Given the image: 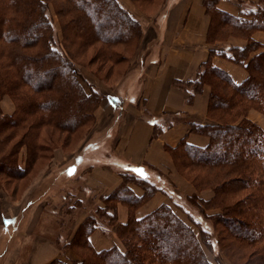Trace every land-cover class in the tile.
<instances>
[{
  "label": "trees",
  "instance_id": "obj_1",
  "mask_svg": "<svg viewBox=\"0 0 264 264\" xmlns=\"http://www.w3.org/2000/svg\"><path fill=\"white\" fill-rule=\"evenodd\" d=\"M63 1L66 4L60 13L70 16L63 28H72L75 37L85 38V45L98 39L110 46L126 45L134 33L133 38L142 31L139 21L118 0ZM218 1H203L210 19L207 43L214 44L228 36L244 38L246 43L227 48L210 47L208 60L193 79L175 81L184 90L190 88L188 100L200 93L204 85L209 86L206 117L211 123L195 122L190 125V132L208 138L206 146L191 145L184 138L177 146L166 148L180 172L192 174L197 169L204 170L206 182L202 186L195 184V188L201 190L203 186L209 187L214 196L211 199L200 198L196 193L182 196L163 174L155 172L148 165L142 166L140 171L136 167L129 168L130 173L122 174L120 186L110 194L100 196L103 206L91 204V199L87 198L90 190L86 187L79 186L77 190L76 186H72L68 191L52 193L50 198L54 207L58 208L53 212L61 210L65 215L73 212L72 218L81 209L88 208L90 213L78 227L72 241H61L64 244L62 248H73L79 259H55L50 264H211L202 246V242L208 239L202 237L200 240L175 209L181 210L189 221L192 219L202 223L207 218L212 220L218 247L222 228L240 245L259 244L257 256L264 264V129L245 114L250 107L264 114V51L258 52L261 44L253 38L255 32H264V0H257L253 7L243 10L238 16L220 10L216 6ZM0 4V40L4 39L6 57L13 67L14 77L34 95H39L36 98H39L38 103L34 104L32 98L24 101L25 106L29 102L26 108L32 109L28 115L38 117L40 125L60 131H75L90 118L92 96L98 93L90 84L87 86L89 92L85 90L77 79L78 69L55 47L51 22L46 16L45 0H2ZM100 13L101 17L94 21L97 26L104 24L106 29L118 25L125 35H100L89 29L90 26H85L84 21L90 25L91 14ZM30 49L35 50L29 52ZM121 51H109L105 55L106 59L100 61L101 67L107 66L109 71L113 67H123L119 72H125L131 56ZM214 56L245 68L248 72L246 78L239 83L234 82L227 72L211 64ZM28 109H21V115L12 127L24 120ZM37 111L40 114L37 115ZM6 155L4 153L0 157V165L7 162ZM86 161L77 162L76 167L81 170L92 165L91 161ZM34 162H25L26 166L20 168L15 161L13 175L8 179L21 178L27 174V166ZM79 173L74 178H64L78 181ZM130 184L141 187L143 195H134ZM158 190L168 196L170 204L163 203L149 214L135 218L134 210ZM228 195L233 200L228 201ZM192 201L205 206L200 208V215L197 214L198 217L204 216V220L202 216L201 219L196 217L187 207L195 205ZM118 203L126 204L129 208L128 220L118 223L116 227L124 248L113 246L97 251L90 244L89 235L96 228L105 232L111 230L109 224L117 222L115 212ZM213 207L219 211L215 214L205 213L206 209L211 210ZM60 238L63 239L61 235ZM84 249L91 253L87 258Z\"/></svg>",
  "mask_w": 264,
  "mask_h": 264
},
{
  "label": "crops",
  "instance_id": "obj_2",
  "mask_svg": "<svg viewBox=\"0 0 264 264\" xmlns=\"http://www.w3.org/2000/svg\"><path fill=\"white\" fill-rule=\"evenodd\" d=\"M203 1L166 0L155 17L138 19L142 30L140 50L132 58L133 66L127 70L120 83L122 86L119 94L124 99L122 115L114 120L116 127L110 123L116 113L113 112L110 120L97 128L102 131L111 127L110 132L115 129L114 141L109 148H103L104 150L90 156L86 162L91 161L92 165L85 166L79 170L80 173L78 172L80 175L77 180L81 183L76 185V188L79 190L78 187L82 186L90 190L87 198L91 199V204L103 206L100 196L116 190L123 181L122 174L130 173L129 168L136 167L140 171L144 165L150 166L155 172L167 175L169 180L166 179L182 190V194L192 195L193 189L176 172L172 156L166 148L177 146L184 138L189 144L197 147L207 145L206 136L189 130L190 125L195 122L211 123L206 117L209 86L204 85L200 93H196L188 100L190 88L184 90L177 86L175 81L193 79L202 64L208 60L210 47L227 48L245 44L244 40L233 38L225 43L221 41L207 43L206 34L210 19ZM256 1L219 0L216 6L228 14L238 16L243 10L253 7ZM118 2L131 12L123 0ZM134 13L133 11L132 15L138 17ZM260 36V31L253 34L257 41L260 40ZM211 64L227 72L236 83L247 76L242 66L227 59L214 56ZM108 101L113 108L111 101ZM1 107L3 113L11 114L5 105L2 104ZM102 113L101 109L96 112L98 115ZM60 157H53L52 167L57 168L56 170L69 164L64 156ZM23 160V156H20L18 164L20 168L24 166ZM129 187L137 197L143 195L141 187L135 184H130ZM63 190L68 191L65 190V186ZM197 195L206 199L202 195ZM163 203L170 204L169 198L158 190L134 210V216L139 219ZM41 207L34 205L33 200L11 203L0 195V264H50L54 259L68 261L76 258L75 255H71L68 248L59 251L53 241L46 236L34 239L32 235L36 231L34 227L42 226L43 222ZM89 213L88 208L77 213L73 218L71 234ZM128 214L127 205L118 203L117 220L125 223ZM45 225L47 229L52 228L49 222ZM42 230L46 234L50 233L46 229ZM89 241L97 251L120 246L111 230L105 232L99 228L91 232Z\"/></svg>",
  "mask_w": 264,
  "mask_h": 264
},
{
  "label": "rangeland",
  "instance_id": "obj_3",
  "mask_svg": "<svg viewBox=\"0 0 264 264\" xmlns=\"http://www.w3.org/2000/svg\"><path fill=\"white\" fill-rule=\"evenodd\" d=\"M1 1L2 0H0V2ZM165 2L166 0H123V3L127 4V7L131 11L130 13L132 14L134 11V15L138 16L135 17L137 20L144 17H155L156 13L162 9ZM45 4L47 6L46 16L50 20L52 26L55 47L62 51L64 56L78 69V74H76V76L80 83L84 86L85 90L89 92L90 89L87 86L90 84L89 86L96 89L98 94L92 96V104L89 106L91 108L90 118L86 122L82 123L75 131H60L54 127L51 128L47 125L38 124V117H31L28 115V113L32 111L30 107H28L29 109L26 108L29 102H26V106L23 103H25L24 101L28 99L30 100V98L33 99L34 104L38 103L39 98H36L39 97V95H34L29 88L16 81V78L14 77L15 74H13V67L10 65L8 58L6 57L7 52L4 39L2 38L0 40V157H2L4 153L7 154L5 156L7 162L0 165L2 167H0V195L4 199L9 200L11 203L20 201L23 203L27 200H33L34 205H37L38 207L42 206V226L34 227L36 231L35 233H32V235H34V239L36 237L37 240L40 236H46L47 239H51L53 241L59 251H63L64 249L62 247L64 244H62L61 241L63 242V240L66 239H70L72 241L80 225L76 228V231L71 234L72 222L74 221L71 216L74 213L72 212L65 215L61 210L53 212L57 211L58 208L54 207L50 195L52 193L62 191L64 186L66 190L72 186L78 185L79 182L76 181V179H73V181L72 179H65L64 177L74 178L80 170L76 167L78 164L77 162L84 163L90 158V156L99 153V151L103 148H109L111 143L114 141L115 129L110 132L109 129L111 127L104 128L107 130L105 132L107 135L105 136V130L103 129L104 131H101L97 128L108 122L111 114L116 112L114 113L115 115L113 120L110 122L113 123L112 126L114 127V120H116L119 115H122L121 113L123 112L124 99L121 98V95L119 94L120 87L122 86L120 83L124 79V75L127 70L133 66L131 63L132 58L140 50V36L142 32L140 35L138 33V35L133 38L132 36L135 34L134 33L129 40H127L126 45L110 46L109 44L100 42L99 39L85 45V38L75 37L73 35L72 28H63L64 23L70 19L68 13H60V9L65 7L66 3L63 0H45ZM97 17L100 18L101 13L96 15L91 14L89 17L90 25L87 21H84V24H86L85 26L88 28L90 26L91 28L89 29H92L95 33H99L100 35H125V31L120 29L118 25L114 28L111 27L106 29V25L104 24H102L101 27L97 26L94 22ZM89 29L88 32L92 35ZM260 32L261 36L258 43L261 44V47L258 52L264 51V32ZM232 38L242 39L246 43L244 38L237 36H228L227 39L224 38L225 40H222L221 42L225 43ZM34 50L35 49H30L28 51L30 52ZM113 50H122L121 52L129 54L131 59L125 72H119V70L123 67H113L114 69L112 68L110 70V75V71L107 66L101 67L99 63L101 60L106 59L105 55L109 51ZM244 70L248 73L245 68ZM119 73L120 75L116 76V74ZM108 100L111 101L110 103L114 109L111 105H109ZM119 103L120 105L118 106ZM2 104L5 105L7 108L6 110L10 111L11 114L8 115L2 112ZM25 108L28 110L24 114V120L12 127L11 125H14V121L20 117L21 109L25 111ZM98 109L102 110V115L96 114ZM2 114L4 116H1ZM38 114H40V111H37V115ZM245 114L249 120L264 129V114L259 109L250 107L246 110ZM12 115L14 116L10 118ZM4 117H7V119ZM240 118L241 116L237 118V121H239ZM102 135L104 136L100 138ZM75 154L76 156H74ZM20 156H23L24 166H26L25 162L27 164L35 162L31 166H27L28 172L21 178L16 177L14 179H8L9 176L11 177L13 175L15 161L19 164ZM54 156L58 158H61L60 156H64L66 158L65 160H68L67 163L69 164L62 169L56 170L57 168L52 167ZM175 170L180 175L182 180L193 189L191 191L193 192L192 194L196 193L202 195V197H205L206 199H211L214 196L213 190L209 187L203 186L201 190H197V188H195V184L200 186L205 184L207 175L204 170L197 169L192 174L180 172L176 168ZM1 171L3 172L1 173ZM165 178L168 179V176L165 175ZM168 180L167 182L170 185H173L172 187L175 188L174 190L177 193H180L182 196H189L182 194V190H179L174 183ZM183 181H180L181 184ZM239 194L241 193L239 192ZM230 195H228V201L231 199ZM43 201H45V203H43ZM192 203L195 205L187 207H190L194 215L198 217V215H200L198 213L201 210L200 208L205 206L200 204L198 205L194 201H192ZM175 211L179 217L190 225L200 240L202 237H204V239H208L207 242H202V246L205 257L211 264H262L257 256V253L260 251L259 244L254 243L250 245H240L241 243L234 242L231 239V236L226 233L225 229L222 228L221 241L219 243L220 247H218L214 239L215 236L213 234L212 220L208 218L205 219V217L201 215L202 219H205L204 222L202 221V223H196L192 219L191 221L187 220L185 214L181 210L175 209ZM218 211L219 210L217 208L213 207L211 210L206 209L205 213L215 214ZM201 216L198 218L201 219ZM48 222L52 228L49 227L47 229L45 224ZM118 223L121 222L117 220V222L109 225L111 227V233H113L119 241L120 246L118 248L123 249V243L116 233ZM39 228L41 229L39 230ZM42 229H46L50 233L46 234ZM59 233L63 239L60 238V235L58 236ZM34 239L32 238V241ZM229 243L230 245L228 246ZM67 248L71 251V255H75V259H79L78 254L74 252L73 248L65 247V249ZM89 254L91 253L84 249L85 258H87ZM68 261H70V259Z\"/></svg>",
  "mask_w": 264,
  "mask_h": 264
},
{
  "label": "snow or ice",
  "instance_id": "obj_4",
  "mask_svg": "<svg viewBox=\"0 0 264 264\" xmlns=\"http://www.w3.org/2000/svg\"><path fill=\"white\" fill-rule=\"evenodd\" d=\"M5 223H8V221H5Z\"/></svg>",
  "mask_w": 264,
  "mask_h": 264
}]
</instances>
